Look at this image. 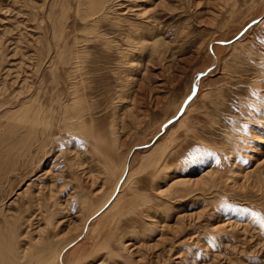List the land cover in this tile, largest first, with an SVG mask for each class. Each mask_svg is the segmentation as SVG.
I'll use <instances>...</instances> for the list:
<instances>
[{
    "label": "rangeland",
    "instance_id": "374dc122",
    "mask_svg": "<svg viewBox=\"0 0 264 264\" xmlns=\"http://www.w3.org/2000/svg\"><path fill=\"white\" fill-rule=\"evenodd\" d=\"M0 264H264V0H0Z\"/></svg>",
    "mask_w": 264,
    "mask_h": 264
},
{
    "label": "bare ground",
    "instance_id": "6f19581e",
    "mask_svg": "<svg viewBox=\"0 0 264 264\" xmlns=\"http://www.w3.org/2000/svg\"><path fill=\"white\" fill-rule=\"evenodd\" d=\"M36 119H37V118H36V117H34L32 120L35 122V121H36ZM34 122H33V123H34ZM35 123H36V122H35Z\"/></svg>",
    "mask_w": 264,
    "mask_h": 264
},
{
    "label": "snow or ice",
    "instance_id": "6c2138e0",
    "mask_svg": "<svg viewBox=\"0 0 264 264\" xmlns=\"http://www.w3.org/2000/svg\"><path fill=\"white\" fill-rule=\"evenodd\" d=\"M209 155H211V153H209Z\"/></svg>",
    "mask_w": 264,
    "mask_h": 264
}]
</instances>
